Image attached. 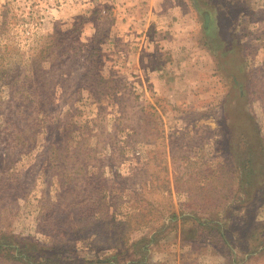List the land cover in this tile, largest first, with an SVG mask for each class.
<instances>
[{"label":"rangeland","instance_id":"374dc122","mask_svg":"<svg viewBox=\"0 0 264 264\" xmlns=\"http://www.w3.org/2000/svg\"><path fill=\"white\" fill-rule=\"evenodd\" d=\"M0 241L264 264V0H0Z\"/></svg>","mask_w":264,"mask_h":264},{"label":"trees","instance_id":"16d2710c","mask_svg":"<svg viewBox=\"0 0 264 264\" xmlns=\"http://www.w3.org/2000/svg\"><path fill=\"white\" fill-rule=\"evenodd\" d=\"M253 173V171H252ZM248 178V176H247ZM245 179V178H243ZM257 180H260L259 178H257ZM6 246V247H4ZM38 251H42L41 248H38ZM26 257V252H22L20 255L18 254H13L11 253V247L9 245H5L2 243V241H0V261H10L11 259H13L12 261L17 262V264H32L30 261H28V259L25 258Z\"/></svg>","mask_w":264,"mask_h":264}]
</instances>
